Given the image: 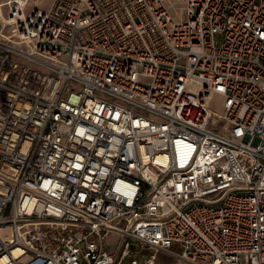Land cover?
<instances>
[{"label": "built area", "instance_id": "obj_1", "mask_svg": "<svg viewBox=\"0 0 264 264\" xmlns=\"http://www.w3.org/2000/svg\"><path fill=\"white\" fill-rule=\"evenodd\" d=\"M0 1V264H264V0Z\"/></svg>", "mask_w": 264, "mask_h": 264}, {"label": "rangeland", "instance_id": "obj_2", "mask_svg": "<svg viewBox=\"0 0 264 264\" xmlns=\"http://www.w3.org/2000/svg\"><path fill=\"white\" fill-rule=\"evenodd\" d=\"M4 1V0H3ZM170 6L176 7V9L182 10V6L179 5V0H166ZM1 2V1H0ZM29 3L31 6L37 4L40 8H48L50 5V0H29ZM118 243V238L116 236H111L109 238V245H110V250L113 251Z\"/></svg>", "mask_w": 264, "mask_h": 264}]
</instances>
